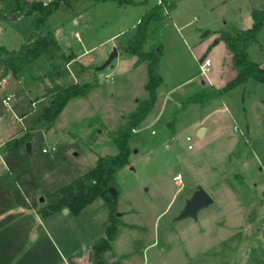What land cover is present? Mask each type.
I'll list each match as a JSON object with an SVG mask.
<instances>
[{"label": "rangeland", "instance_id": "1", "mask_svg": "<svg viewBox=\"0 0 264 264\" xmlns=\"http://www.w3.org/2000/svg\"><path fill=\"white\" fill-rule=\"evenodd\" d=\"M17 1L0 0V8L16 10ZM43 1L21 0L23 13L0 20V45L15 51L28 42L41 17L39 11L30 10ZM134 1L138 4L109 0L93 5L90 0H74L73 8L60 6L39 31L46 35L52 30L60 46L72 53L110 50L105 59L94 53L80 61L99 68L108 60L113 44L127 47L141 19L159 3ZM254 9H264V0H179L171 15L164 12L161 23L148 27L144 52L155 49L156 76L162 84L154 108L132 132L130 163L111 181L110 188L117 191L114 211L107 206L106 215L101 214L110 231L117 229V215L124 212L123 221L139 226L132 235L123 229L117 241L123 252L135 255L128 264H264V108L260 102L264 84L249 81L204 106L188 102L208 78L218 85L223 75L220 87L232 80L231 54L220 35L228 27L250 29ZM123 48L117 49L118 55L127 57L122 74L115 75L112 67L118 56L104 70L97 69L98 88L88 98L71 101L52 126L37 124L50 103L45 76L51 66L45 57L17 75L11 74L2 84L1 114V101L8 94L15 95L10 104L17 103L15 113L25 114L21 123L12 113H3V139L23 135V143L10 160L3 157L20 171L16 172L18 179L34 192L37 205L52 204L58 191L90 171L99 157L118 154L108 134L127 121L137 100L148 97L149 62L133 68L137 58L128 56ZM249 54L259 65L264 62V25ZM207 58L212 67L202 75L200 63ZM222 59L225 70L220 69ZM67 68L70 76L60 80L61 84L94 81L90 74L78 75L75 63ZM1 75L0 70V82ZM200 124L209 130L201 139L196 131ZM24 128L32 133L31 139ZM188 136L192 150H188ZM53 146L55 152H43ZM173 174L182 175V186L173 181ZM199 186L214 203L196 217L183 219L187 202ZM156 235L168 239L159 240ZM229 237L231 241H227ZM133 239L136 243L130 247ZM156 239L159 244L151 246ZM215 254L219 257L211 259Z\"/></svg>", "mask_w": 264, "mask_h": 264}, {"label": "trees", "instance_id": "2", "mask_svg": "<svg viewBox=\"0 0 264 264\" xmlns=\"http://www.w3.org/2000/svg\"><path fill=\"white\" fill-rule=\"evenodd\" d=\"M90 1L99 4L109 0ZM118 1L122 5L138 4L134 0ZM178 1L159 0V3L141 19L136 28V34L130 39L127 47L123 48V51L128 56L137 58L133 68H137L144 62H149L148 82L145 86L148 97L137 100V107L126 117L127 121L118 130L108 134V138L117 146L118 154L99 157L90 171L58 191L57 202L44 215L63 209H69L73 214L78 215L97 199L105 201L113 213L116 195L110 193L111 181L119 170L130 163L132 147L129 140L132 132L135 127L141 125L147 119L154 108L157 100L156 91L162 84L161 78L156 76L157 57L155 49L149 54L144 52L147 30L151 23L162 22L164 12L170 15L177 8ZM71 3L72 0H52L47 6H44L43 3L34 4L30 13L39 11L41 17L35 24L28 42L15 51H10L0 45L2 80L9 74L17 75L28 65L42 57H45L51 64V71L45 76L50 84L45 92V95L50 98V103L44 109L43 114L39 116L37 124L44 123L46 126H52L71 101L78 98H88L98 88V83L95 79L99 65L86 66L81 64L74 53L66 52L62 49L53 31H49L46 35H42L39 31L40 27L49 21L51 15L60 6L63 5L66 8H70ZM24 7V3L20 0L17 1L16 10L10 11L9 9L0 8V20L10 15L23 13ZM252 19L253 25L250 29L228 27L220 35V40L226 43L232 54V67L237 72V77L222 88L214 86L204 87L200 92L188 98L189 103H197L204 106L215 100L222 99L234 89L245 85L249 81L264 84V67L253 61L249 54V50L257 44L258 35L264 25V9H254L252 11ZM72 63H75L78 75L90 74L93 76L94 81L61 84L60 80L70 76L67 66ZM56 65L60 69L56 68ZM27 137L30 139L31 135L29 134ZM22 143L23 140H15L11 146L18 148ZM115 230V228L113 231L106 229V238L94 247L96 253H102L110 249ZM97 264H100V262H97Z\"/></svg>", "mask_w": 264, "mask_h": 264}, {"label": "crops", "instance_id": "3", "mask_svg": "<svg viewBox=\"0 0 264 264\" xmlns=\"http://www.w3.org/2000/svg\"><path fill=\"white\" fill-rule=\"evenodd\" d=\"M73 3L74 0H72L71 8H73ZM93 5L96 4L94 3ZM53 33L60 44L58 35L55 32ZM112 47L118 49L121 45L113 44ZM62 48L66 52H70L64 47ZM113 49L111 48V50ZM93 50L92 48L84 52L73 53L77 56L79 62L90 58L94 53H98L99 59H105L110 53V50H101L100 52H94ZM229 53L231 54L230 51ZM124 58L127 57L119 54L113 61L112 67L115 75L122 74L121 67ZM133 63L134 62L131 61V66ZM223 64L222 59V63L220 64L222 67H220V69L224 67ZM261 65L264 67V62ZM231 69L233 72H231L232 76L230 78L234 80L237 77V72L232 67V61ZM222 70L225 69L223 68ZM10 75L11 74L0 82V88H2V84L8 81ZM37 75L41 76V74ZM109 75L113 76L114 74L112 73ZM221 78L222 81H219L220 84L218 85L210 78L202 83L204 87L211 85L216 88H222L227 83L220 87L221 83L225 81L223 80V75ZM260 102L264 108V100H260ZM33 104H35L34 101H32L31 105L35 107ZM16 107L17 103L9 107L4 106L3 113H12L14 118H18L22 123L25 114H16ZM215 110L220 111L216 108ZM222 110L227 111V108L225 107ZM1 112L2 111H0V125L4 120V115L3 113L1 114ZM201 128L206 129V137L209 131L208 128L200 124L196 130L197 133ZM249 129L250 131L252 130L251 128ZM23 131L26 136L27 134H30L31 137L33 136L28 129L26 130V128H24ZM2 132L3 129L0 126V150L3 154L0 157V264H97V262H100V264H128L127 262L134 259L135 255L133 252H123L117 244V241L120 240V235L123 233V229H127V231H129L127 233L132 235V233L137 232L136 230L139 227L133 221H123L125 212L117 215L119 225L116 229L114 239L110 243V249L102 253L95 252L94 247L106 238V227L104 218L101 217V214L106 215L107 205L102 199H97L78 215L73 214L69 209H63L44 215L45 212L57 202L58 197L53 198V203L49 206H44L42 205L43 203L40 205L36 204L33 197L34 192H31L29 186L24 187L19 181L16 174L19 170L13 169L10 162L6 161L3 157L5 155L9 158L12 152L19 150L20 147L14 148L9 146V144L15 140H23V135L20 133L3 139ZM8 160H10V158ZM65 210L67 211L65 212ZM156 237L159 240L161 238L168 239V236L161 237L160 235H156ZM157 239L151 243V246L157 245L159 242ZM228 240L231 241V237H229L227 241ZM135 243V239L130 241V247L134 246ZM107 256H110V258L107 259ZM217 257H219L218 254L210 256V258L214 260H216Z\"/></svg>", "mask_w": 264, "mask_h": 264}, {"label": "water", "instance_id": "4", "mask_svg": "<svg viewBox=\"0 0 264 264\" xmlns=\"http://www.w3.org/2000/svg\"><path fill=\"white\" fill-rule=\"evenodd\" d=\"M13 18H15V16H13ZM118 56V50L117 48H114L113 51L111 52L108 60L102 64L98 69V71H102L105 68H107L108 66L111 65L112 61ZM46 89V88H45ZM206 133V129L205 128H201L198 133L197 136L198 138H203L204 135ZM110 193L113 195L117 194V191L114 188H110ZM214 203V199L213 197L209 194V192L204 189L203 187L199 186L192 198L187 202V205L182 213V218H188V217H196L198 212L205 208L210 206L211 204ZM67 210H65L66 212Z\"/></svg>", "mask_w": 264, "mask_h": 264}, {"label": "built area", "instance_id": "5", "mask_svg": "<svg viewBox=\"0 0 264 264\" xmlns=\"http://www.w3.org/2000/svg\"><path fill=\"white\" fill-rule=\"evenodd\" d=\"M52 0H44L42 3L44 6H47ZM75 37L80 40V37H79V33H76L75 34ZM212 67V61L211 59L207 58L205 59L203 62L200 63V72L202 75H207V73L210 71ZM15 99V95L14 94H8L6 95L3 99H2V104L6 107H9L11 102ZM33 106H35V104H33ZM133 132H136V130L134 129ZM186 141L189 143L188 144V150H192L193 149V145L191 144L192 142V138L191 137H187L186 138ZM57 149L56 146H53L51 148H48V149H44L43 152L45 153H48V152H55ZM173 181L177 184V185H180L182 186V183H183V177L181 174H173Z\"/></svg>", "mask_w": 264, "mask_h": 264}]
</instances>
